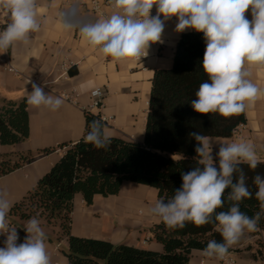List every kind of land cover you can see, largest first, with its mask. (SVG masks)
<instances>
[{
  "label": "clouds",
  "instance_id": "clouds-1",
  "mask_svg": "<svg viewBox=\"0 0 264 264\" xmlns=\"http://www.w3.org/2000/svg\"><path fill=\"white\" fill-rule=\"evenodd\" d=\"M154 6L156 15L152 16ZM113 7L116 11L111 15L86 23L78 30L88 46L113 62L147 56L152 44L163 43L165 22L172 17L177 18V32L193 29L203 33L206 49L202 68L208 79L200 84L196 99L190 102L195 112L229 118L245 113L264 95L250 78L252 67L264 68V0H113ZM37 8V0H0V14L7 18L6 27L0 31V51L26 45L32 34L41 31ZM249 10L251 20L245 15ZM59 16L63 27L73 28L65 23V12ZM28 82L32 85L27 95L29 105L57 111L64 104L62 96L45 93L43 87ZM92 95L101 97L103 92L96 88ZM189 135L197 142V166L182 172L181 188L166 202L157 200L150 213L172 229L183 228L187 222L214 225L222 240H209L202 254L223 260L245 232L258 230L264 216V177L260 174L253 179L260 211L249 216L240 208L243 200L253 196L240 165L255 170L264 161L249 141L221 142L217 167L212 156V138L199 132ZM83 139L96 148L110 144L100 120L91 122ZM226 190L230 191L225 196ZM225 198L228 209L217 211L224 208ZM11 207L7 194L0 192V235L6 237L0 247V264H52L47 236L38 217L25 223L27 235L18 243L17 227L8 221Z\"/></svg>",
  "mask_w": 264,
  "mask_h": 264
},
{
  "label": "crops",
  "instance_id": "crops-1",
  "mask_svg": "<svg viewBox=\"0 0 264 264\" xmlns=\"http://www.w3.org/2000/svg\"><path fill=\"white\" fill-rule=\"evenodd\" d=\"M91 2L37 0L41 31L32 34L28 44H17L9 49L8 58L0 51V108L4 101L25 99L27 102V95L32 91L28 81L43 87L45 93L69 97L64 98V104L57 111L35 108L27 103L30 138L14 146H2L0 143L2 154L55 149L51 154L0 178V192L7 194L12 207L32 191L60 159L63 154L60 145L77 142L84 136L85 112L103 116L107 122L105 132L109 137L143 143L154 74L173 67L182 35L192 31L177 32L178 21L172 17L165 22L163 43L152 44L147 56L138 61L113 62L110 57L105 58L88 46L79 34L80 26L98 19L89 10ZM104 10L108 16L114 12L109 8ZM60 12H65L64 21L73 28L62 26ZM154 15L155 6L152 9ZM245 15L252 19L250 10ZM5 21L7 18L0 14V22ZM250 70V78L264 91V68L252 67ZM96 88L107 91L103 107L98 110L91 109V93ZM245 117L246 123L238 127L232 137H211L215 162H218V143L242 140L251 142L261 161H264V95L245 112ZM157 200V189L131 182H125L118 195L107 198L97 196L92 205H87L83 197L77 195L71 233L76 237L103 240L114 245L126 244L163 252V246L152 233L153 226L162 222L150 213ZM9 218L17 225L18 233L25 232L23 227L27 221L8 215V221ZM40 222L47 236L52 264H69L64 255L69 244L66 238L59 239V227ZM5 239L0 235V247L4 246ZM231 250L228 256L236 259V264H264V245L259 243L255 232H245ZM189 264L225 263L204 257L202 251H193Z\"/></svg>",
  "mask_w": 264,
  "mask_h": 264
},
{
  "label": "trees",
  "instance_id": "trees-1",
  "mask_svg": "<svg viewBox=\"0 0 264 264\" xmlns=\"http://www.w3.org/2000/svg\"><path fill=\"white\" fill-rule=\"evenodd\" d=\"M206 43L202 32L182 35L171 69L158 70L152 80L144 142H130L110 137L106 148H96L84 142L83 137L74 143L59 146L63 150L60 159L40 179L37 186L9 212V217L28 221L37 216L52 227H59V239L69 244L64 255L69 264H189L193 251H202L209 240L221 241L222 237L212 224L196 226L187 222L185 227L172 229L163 222L153 226L154 239L163 246V252H155L133 245H114L110 242L81 238L72 235V213L77 195L87 205L97 196L107 198L118 195L125 182L153 187L159 200L167 201L182 186L181 173L197 166L195 147L197 142L189 134L199 132L209 137L230 138L237 128L246 123L245 113L224 118L218 113L199 114L191 107V100L201 83L208 77L203 71L202 60ZM85 133L93 120L103 116L85 112ZM30 138L29 113L25 99L4 101L0 108V143L14 146ZM55 149L37 152L0 153V178L9 175ZM218 167V162H215ZM247 176L252 198L241 202V211L249 216L260 211L253 184L255 175L264 177V163L251 170L240 165ZM235 181V177H234ZM226 190L225 196L227 195ZM229 202L225 198L224 208ZM9 224L17 227L9 218ZM264 229V216L258 230ZM255 231V234H257ZM21 240L26 233L20 231ZM231 248L229 253H231ZM228 253V254H229Z\"/></svg>",
  "mask_w": 264,
  "mask_h": 264
},
{
  "label": "built area",
  "instance_id": "built-area-1",
  "mask_svg": "<svg viewBox=\"0 0 264 264\" xmlns=\"http://www.w3.org/2000/svg\"><path fill=\"white\" fill-rule=\"evenodd\" d=\"M104 8H109L112 11H116V9H114V7H113V0H92L91 7L89 8V10L92 13H94L98 19H102V18H105L108 16V14L105 12ZM151 15H152V11H151ZM6 25H7V21L0 22V31H2L6 27ZM4 53H5L6 57L8 58V51H6ZM134 60H136V59H134ZM136 61H138V60H136ZM9 70L12 71V69H9ZM102 92H103V95L101 97H94L91 93V99H92L91 109L98 110V109H101L103 107V99L107 96V91L102 90ZM64 98L69 99L68 96H64ZM18 235H19L18 243H21L22 240H21L20 233H18ZM256 237L258 238L259 243L261 245H264V229L258 230ZM220 261L222 263H225V264H236V259L229 258L228 255L223 260H220Z\"/></svg>",
  "mask_w": 264,
  "mask_h": 264
}]
</instances>
